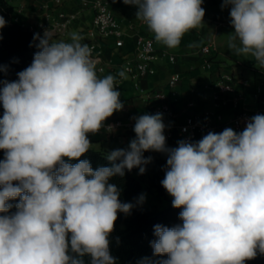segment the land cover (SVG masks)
I'll return each instance as SVG.
<instances>
[{
    "label": "clouds",
    "instance_id": "clouds-1",
    "mask_svg": "<svg viewBox=\"0 0 264 264\" xmlns=\"http://www.w3.org/2000/svg\"><path fill=\"white\" fill-rule=\"evenodd\" d=\"M123 3L135 5L136 18L168 48L204 23L203 0ZM224 7L234 28L228 47L264 67V0H223ZM6 23L0 15V29ZM54 36L49 29L34 34L39 50L31 65L18 80L0 81V213L19 198L14 213L0 215V264H84L85 255L91 264H116L109 236L118 213L128 215L135 205L121 202L109 181L134 168L143 174L152 159L146 151L167 154L161 184L182 209V225L154 226L153 254L168 257L158 264H244L264 255V114L252 116L243 131H209L173 148L166 146L162 114H144L135 118L128 147L106 154L111 166L93 170L79 158L92 148L88 134L123 109L121 93L115 76L97 75L82 36L73 32L70 42Z\"/></svg>",
    "mask_w": 264,
    "mask_h": 264
},
{
    "label": "crops",
    "instance_id": "crops-1",
    "mask_svg": "<svg viewBox=\"0 0 264 264\" xmlns=\"http://www.w3.org/2000/svg\"><path fill=\"white\" fill-rule=\"evenodd\" d=\"M7 1L15 9L12 17L13 23L34 32H39L38 28L47 22L46 16L49 8L65 6L64 9L71 12L72 8L78 5L77 1L72 0ZM100 1L109 3L110 10L122 22L125 33L123 47L115 48L114 41L110 40L97 48L110 65V70L105 76L111 74L118 77L121 64L136 52L139 41L143 39L154 40L156 50L154 65L157 69L155 77H144L137 81L126 78L117 89L121 93L120 100L124 107L107 118L106 123L130 116L136 118L144 114H154L153 109L156 106L169 104L171 99L167 85L174 76L180 80L177 87L179 100L172 104L176 118L162 116L166 126L164 135L166 137L168 134L172 135L169 141L166 140L167 147L178 146L177 142L182 140L179 126L189 116L200 115L207 110L214 109L222 112L226 119H230L237 111L245 110L254 113L255 110L264 108V67H261L253 57L237 55L228 47L234 28L231 25L230 16L225 17L220 11L221 0L214 7L202 6L205 12L215 17L217 21H203L200 27L185 33L180 45L176 48H168L155 40L154 34L147 25L136 18L138 9L135 5H125L123 0ZM92 20V13H85L65 36H54V39L70 42L73 32L82 36L83 28L89 26ZM81 42L84 43L83 40ZM204 49L208 52H204ZM165 52L174 55L176 63L171 64L163 56ZM223 77L232 79L234 93L219 95L212 86ZM206 86L210 88L206 89ZM157 92L163 93L165 99L150 102L148 95ZM217 95L219 96L218 101L215 99ZM191 103L194 104L193 108H189ZM88 138L92 144L90 150L109 153L116 149H126L130 141L135 138V132L123 129L108 131L103 126L98 133H89ZM155 152L146 151L143 155L148 158L147 154ZM163 154L167 158V154ZM152 165L153 159L144 165L146 170L143 174H140L139 168H135L136 176L144 177L149 181L152 175ZM162 195L168 202L173 199L167 192Z\"/></svg>",
    "mask_w": 264,
    "mask_h": 264
},
{
    "label": "trees",
    "instance_id": "trees-1",
    "mask_svg": "<svg viewBox=\"0 0 264 264\" xmlns=\"http://www.w3.org/2000/svg\"><path fill=\"white\" fill-rule=\"evenodd\" d=\"M219 0H203V5L217 6ZM15 9L7 0H0V15L6 20V26L0 29V81L7 80L9 82L18 80V73L31 65L34 54L39 50L35 47L38 41L33 40L34 34L42 32H34L13 23L12 17ZM204 21H217L215 17L205 12ZM2 87V84H0ZM3 106L0 103V118L3 116ZM108 152H97L89 150L79 159H86L90 162L93 170L101 166H111L106 159ZM153 159L152 175L149 179V186L158 194H164L167 191L163 188L161 181L165 177L167 170V158L161 152L147 154ZM4 159V150H0V160ZM65 161L70 164L78 163L79 160ZM110 183L115 184L120 189L121 202L138 204L137 201L143 191L141 181L135 173V168L131 171L125 170L123 177L115 176L111 178ZM13 207L9 213H0V215L12 214L17 209L15 205L19 203V198L8 201ZM182 209L174 208L172 201L167 208L159 211L152 210H133L130 214L118 213V219L115 222L114 231L109 236L110 254L116 259V264H142L144 258L158 264V261L167 259L165 256H155L151 242L156 239L154 235V226L157 224L174 227L182 225L179 219V213ZM84 264H91V257L85 255L83 257ZM244 264H264V255L258 254L256 258L246 260Z\"/></svg>",
    "mask_w": 264,
    "mask_h": 264
},
{
    "label": "built area",
    "instance_id": "built-area-1",
    "mask_svg": "<svg viewBox=\"0 0 264 264\" xmlns=\"http://www.w3.org/2000/svg\"><path fill=\"white\" fill-rule=\"evenodd\" d=\"M72 1H77L78 5L73 7L71 12H67L68 9H64L65 6L49 8L46 16L47 22L41 25L38 30L43 33L45 29H49L55 33V36H65L68 30L75 25L85 13H92L93 20L89 26L83 28L82 37L84 43L89 46L92 58L96 62L97 75L103 77L109 72L110 65L97 48L108 43L110 40L114 41L115 48L124 46L125 33L122 28V22L113 14L109 8V3L106 1ZM204 52H208V50L204 49ZM163 56L166 57L171 64L176 63V57L174 55L165 52ZM155 60L156 50L154 40H140L136 52L132 56L126 58L124 63L121 64L120 72L123 71L125 76L123 78L120 76L116 77L117 87L119 88L126 78L137 81L144 77H155L157 75V69L154 65ZM179 83L180 80L177 76L170 79L167 90L171 102L169 104L156 106L153 109L154 114L160 113L165 117L176 118V114L172 110V104L177 103L179 100V93L177 91ZM212 86H214L219 95L235 92L234 84L230 77H223ZM205 88L208 89L210 87L206 86ZM148 97L150 102L165 99V95L161 92L149 94ZM218 97V95L215 97L217 101L219 99ZM193 107L194 104L191 103L189 108ZM257 114H264V108H259L255 110L254 113L245 110L237 111L230 119H226L224 114L219 110H207L200 115L187 117L184 123L179 126L180 137L182 140L187 139L195 142L209 131L219 133L225 128L230 127L234 131L240 132L244 130L248 120ZM109 125L114 126V129L133 131L135 118L130 116L125 119H118L114 122H104V126L107 129ZM171 138L172 135L168 134L166 140L169 141Z\"/></svg>",
    "mask_w": 264,
    "mask_h": 264
},
{
    "label": "rangeland",
    "instance_id": "rangeland-1",
    "mask_svg": "<svg viewBox=\"0 0 264 264\" xmlns=\"http://www.w3.org/2000/svg\"><path fill=\"white\" fill-rule=\"evenodd\" d=\"M223 0H221V7L220 11L225 15V17L230 16V8L224 7L222 8ZM138 179L141 181L143 186V191L141 195L145 196V200L142 204H136L133 210H152V211H159L163 208H167L171 202H168L162 194H158L156 191L150 188L149 182L144 177H138Z\"/></svg>",
    "mask_w": 264,
    "mask_h": 264
}]
</instances>
